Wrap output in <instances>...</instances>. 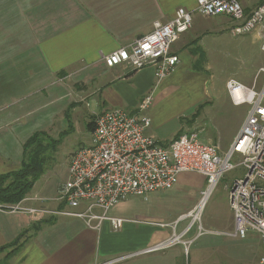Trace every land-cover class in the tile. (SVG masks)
<instances>
[{
  "label": "crops",
  "instance_id": "obj_1",
  "mask_svg": "<svg viewBox=\"0 0 264 264\" xmlns=\"http://www.w3.org/2000/svg\"><path fill=\"white\" fill-rule=\"evenodd\" d=\"M199 1L0 0V173L14 171L27 161L26 145L36 136L47 157L42 175L21 206L69 209L57 199L60 186L69 177V163L61 177L55 172V154L74 129L73 112L79 118L82 102L94 101L93 109L80 114L92 140L97 114L116 107L136 113L144 97L171 82L176 73L189 78L206 65L201 42L210 29L201 18L210 17L202 15L172 44L181 62L161 82L151 67H110L103 59L104 54L151 32L155 21H168L179 7L193 8ZM258 2L247 0L246 11ZM149 128L147 132L153 136ZM129 198L112 208L119 205V215L114 217L125 218L120 210ZM125 219L128 221L115 231L108 221L96 227L97 221L89 225L76 216L0 208V248L21 238L18 246L0 252V261L17 248L8 256L9 264H120L128 258L125 250L147 249L171 236L157 227L164 223L136 220L145 225H135L134 220ZM128 238L130 247L126 246ZM179 254L164 257L160 263L181 264Z\"/></svg>",
  "mask_w": 264,
  "mask_h": 264
},
{
  "label": "built area",
  "instance_id": "obj_2",
  "mask_svg": "<svg viewBox=\"0 0 264 264\" xmlns=\"http://www.w3.org/2000/svg\"><path fill=\"white\" fill-rule=\"evenodd\" d=\"M246 1L200 0L193 8L181 6L171 19L155 21L151 32L104 54L103 59L110 67L127 65L136 70L151 67L160 82L177 70L181 58L172 51V44L192 28L196 14L229 17L233 20L230 29L234 35L255 32L263 40L264 49V0H259L250 12L246 11ZM261 76L264 78V66L258 70L256 81ZM226 87L235 105H249L228 151L221 152L216 144L203 141L197 130L181 132L164 142L151 136L147 130L152 118L142 115L153 102V95L149 94L136 113L116 107L96 115L91 143L72 154L69 177L59 189L57 199L69 209H27L20 202L0 204V208L76 216L89 225L97 221L96 227L109 221L114 230H119L128 220L110 216L109 211L120 201L170 189L182 174L193 172L207 181L200 201L186 213L199 217L215 186L228 172L241 166L244 175L235 177L228 187L234 216L231 235L244 238L248 232L256 231L264 242V82L257 89V84L248 86L231 78ZM238 91L242 92L241 96L237 95ZM236 156L237 164L233 162ZM181 237L175 234L144 251L168 247Z\"/></svg>",
  "mask_w": 264,
  "mask_h": 264
},
{
  "label": "rangeland",
  "instance_id": "obj_3",
  "mask_svg": "<svg viewBox=\"0 0 264 264\" xmlns=\"http://www.w3.org/2000/svg\"><path fill=\"white\" fill-rule=\"evenodd\" d=\"M201 19V23L210 29L201 42L206 52V65L191 73L189 78L176 73L173 80L162 85L156 93L155 90L148 93L153 95V102L142 115H151L155 111V122H152L149 130L160 141L174 138L181 130H197L203 141L215 143L225 152L229 150L235 137L231 138L237 133L249 109L248 104H233L226 83L234 78L248 86L257 84V89L261 87L263 76L257 81L255 78L258 70L264 66L263 40L255 32L234 35L230 29L233 20L227 16ZM93 102V98L82 102L78 113L87 114L88 109H93ZM80 114L78 118L77 112H73L74 129L64 137L55 154V172L61 177L72 153L91 143V133ZM233 162L239 163V158L236 156ZM244 173L241 166L228 172L215 186L196 220L194 217H180L200 201L207 185L203 175L187 172L170 189L151 192L147 197L130 196L120 210V216L134 220V223L136 220L164 223V227L161 224L157 227L167 230L170 237L175 234L182 237L166 246L167 249L143 251L146 248L136 246L134 252L129 248L124 252L128 253L127 256L124 254L128 258L120 264H162V258L176 252L183 257L181 264H264V242L259 233L250 231L244 238L231 235L234 218L228 187L235 177ZM14 204L17 203L5 205ZM118 206L109 211L110 216L119 215L116 212ZM136 224L145 225L140 222ZM188 227L191 229L185 233ZM200 227L203 228L201 232ZM126 246L130 247L129 238Z\"/></svg>",
  "mask_w": 264,
  "mask_h": 264
},
{
  "label": "trees",
  "instance_id": "obj_4",
  "mask_svg": "<svg viewBox=\"0 0 264 264\" xmlns=\"http://www.w3.org/2000/svg\"><path fill=\"white\" fill-rule=\"evenodd\" d=\"M94 129V127H92ZM180 134V133H179ZM38 136L32 138L26 145L27 161L21 164L16 171L8 173H0V203H19L21 202L33 189L36 181L43 173V164L47 160L44 155V149H39ZM47 149V147H46ZM45 149V150H46ZM21 238H18L12 244H8L0 248V252L12 245H19ZM17 248L9 252L7 257L0 261V264H9L8 256L13 253Z\"/></svg>",
  "mask_w": 264,
  "mask_h": 264
},
{
  "label": "bare ground",
  "instance_id": "obj_5",
  "mask_svg": "<svg viewBox=\"0 0 264 264\" xmlns=\"http://www.w3.org/2000/svg\"><path fill=\"white\" fill-rule=\"evenodd\" d=\"M241 94H242L241 91H238V92H237V95L241 96ZM190 216H193V217L195 218V220L198 218L197 215L194 216L193 214H190V213H189V214H185V215H183V216L181 217V219H183V218H185V217H190Z\"/></svg>",
  "mask_w": 264,
  "mask_h": 264
}]
</instances>
